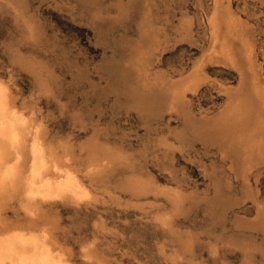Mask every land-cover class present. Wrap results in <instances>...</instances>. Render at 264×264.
I'll return each mask as SVG.
<instances>
[{
	"label": "rangeland",
	"instance_id": "374dc122",
	"mask_svg": "<svg viewBox=\"0 0 264 264\" xmlns=\"http://www.w3.org/2000/svg\"><path fill=\"white\" fill-rule=\"evenodd\" d=\"M226 3L264 90V0ZM213 5L0 0V103L17 137L1 141L0 237L34 233L68 264H264V145L244 162L220 144L239 74L213 55ZM198 69L174 97L168 84ZM32 139L45 197L26 192Z\"/></svg>",
	"mask_w": 264,
	"mask_h": 264
},
{
	"label": "bare ground",
	"instance_id": "6f19581e",
	"mask_svg": "<svg viewBox=\"0 0 264 264\" xmlns=\"http://www.w3.org/2000/svg\"><path fill=\"white\" fill-rule=\"evenodd\" d=\"M226 2L223 0H214L212 8L213 15H211L210 20L212 30L211 41L213 42V53H215L213 55L214 57H217V55L221 56L222 59L228 61L238 71L239 82L235 87L225 88L226 101L222 111L215 117V120H217V126L215 128L217 131L220 129V144L231 156H239L242 159L241 156L248 158L253 154L252 156L261 157L263 150L259 151V149L264 145V90L262 86L258 85V80L255 79L251 63H248L249 60L245 56L246 48L245 44L242 43L243 40L241 41V32H238L239 34L236 32L235 23H233L231 18H227V15L226 20L224 18V13H226V10L229 8H227ZM201 71L198 69L190 78L185 77L174 83H172L173 81L169 83L168 87L171 88L170 90L173 96L181 98L185 85H193L195 83L194 80H199ZM143 73L142 76L145 75V73ZM155 76L156 75H153V77ZM139 77L144 78L141 76ZM147 78H144V80L146 81ZM148 80L149 79H147L146 85H148ZM138 84L140 83L138 82ZM6 111V106L0 103V147L2 139L7 140L8 144H13L14 139L17 138L15 126L11 118L8 117L9 114ZM224 130L225 133L222 135ZM30 149L29 175L26 183V192L30 198H33L35 195L45 197L49 194V179L41 176V169L44 163L39 142L34 140L30 145ZM236 157L234 159H237ZM250 158L252 159V157ZM235 162H237V160ZM3 164L0 156V180L4 179L7 174L10 175L7 173L10 166L8 163ZM63 187L64 186H61V180L55 181V189L61 190ZM0 264L68 263L34 233L15 231L0 237Z\"/></svg>",
	"mask_w": 264,
	"mask_h": 264
}]
</instances>
